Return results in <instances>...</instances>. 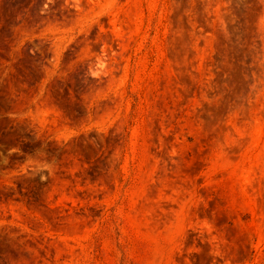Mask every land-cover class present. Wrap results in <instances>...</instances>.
<instances>
[{
	"label": "rangeland",
	"instance_id": "374dc122",
	"mask_svg": "<svg viewBox=\"0 0 264 264\" xmlns=\"http://www.w3.org/2000/svg\"><path fill=\"white\" fill-rule=\"evenodd\" d=\"M0 264H264V0H0Z\"/></svg>",
	"mask_w": 264,
	"mask_h": 264
},
{
	"label": "bare ground",
	"instance_id": "6f19581e",
	"mask_svg": "<svg viewBox=\"0 0 264 264\" xmlns=\"http://www.w3.org/2000/svg\"><path fill=\"white\" fill-rule=\"evenodd\" d=\"M185 196H187V195H185ZM193 216V215H192Z\"/></svg>",
	"mask_w": 264,
	"mask_h": 264
}]
</instances>
